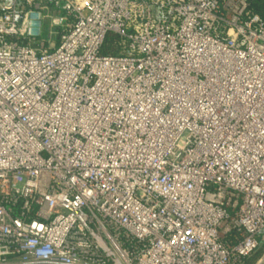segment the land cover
<instances>
[{
	"label": "built area",
	"instance_id": "1",
	"mask_svg": "<svg viewBox=\"0 0 264 264\" xmlns=\"http://www.w3.org/2000/svg\"><path fill=\"white\" fill-rule=\"evenodd\" d=\"M251 2L0 0V264H264Z\"/></svg>",
	"mask_w": 264,
	"mask_h": 264
},
{
	"label": "trees",
	"instance_id": "2",
	"mask_svg": "<svg viewBox=\"0 0 264 264\" xmlns=\"http://www.w3.org/2000/svg\"><path fill=\"white\" fill-rule=\"evenodd\" d=\"M251 9L259 16L264 17V0H252ZM115 42L116 39L112 35H109L106 38V44L102 50V54L106 55L108 53L114 52Z\"/></svg>",
	"mask_w": 264,
	"mask_h": 264
},
{
	"label": "rangeland",
	"instance_id": "3",
	"mask_svg": "<svg viewBox=\"0 0 264 264\" xmlns=\"http://www.w3.org/2000/svg\"><path fill=\"white\" fill-rule=\"evenodd\" d=\"M46 35H47V23L43 22L42 27H41V35H40L41 38L40 39L46 38ZM53 41L58 42V38H54ZM21 184H22V181L20 179H17L14 181L15 186H20Z\"/></svg>",
	"mask_w": 264,
	"mask_h": 264
},
{
	"label": "water",
	"instance_id": "4",
	"mask_svg": "<svg viewBox=\"0 0 264 264\" xmlns=\"http://www.w3.org/2000/svg\"><path fill=\"white\" fill-rule=\"evenodd\" d=\"M36 15H32V18H33V21L31 23V30H30V34L32 36H38L39 35V30H38V27H39V21L36 20Z\"/></svg>",
	"mask_w": 264,
	"mask_h": 264
}]
</instances>
